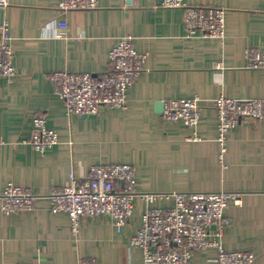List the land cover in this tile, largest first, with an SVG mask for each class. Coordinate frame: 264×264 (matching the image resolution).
<instances>
[{"label": "crops", "instance_id": "0c3cea01", "mask_svg": "<svg viewBox=\"0 0 264 264\" xmlns=\"http://www.w3.org/2000/svg\"><path fill=\"white\" fill-rule=\"evenodd\" d=\"M162 0H98L88 9L59 8L60 0H7L0 5V38L8 36L15 74L0 76V192L8 182L39 197L32 208H0V264H143L130 238L149 206L168 207L172 197L148 203L136 197L130 220L117 231L108 216L81 217L77 232L65 211L51 207L53 186L80 178L92 164L130 163L137 189L148 192H242L230 204L220 243L250 250L252 264H264V121L247 119L226 131L220 162L218 95L264 99V68L246 65V49H264V0H184L225 8L222 38L186 34L185 10ZM6 24V30H3ZM131 37L143 54V68L122 108L101 106L97 114L68 113L55 92V70L101 74L110 66L116 41ZM198 96L195 127L167 121L155 104ZM41 112L57 142L41 152L29 139ZM216 247L194 252L193 264H216Z\"/></svg>", "mask_w": 264, "mask_h": 264}, {"label": "built area", "instance_id": "2783aa9c", "mask_svg": "<svg viewBox=\"0 0 264 264\" xmlns=\"http://www.w3.org/2000/svg\"><path fill=\"white\" fill-rule=\"evenodd\" d=\"M7 0H0L6 5ZM168 8L185 10L186 34L222 38L225 29V8L220 5L189 4L184 0H162ZM98 6V0H60L59 8L88 9ZM6 30V24H3ZM8 36L0 38V76L15 74L13 50ZM246 65L264 68V49H246ZM145 54L138 52L131 37L119 38L109 51L110 66L101 74L88 71L55 70L50 80L55 92L63 100L68 113L97 114L101 106L124 107L126 93L143 68ZM198 96L170 98L164 101L163 117L167 121H181L195 127L200 118ZM217 111L219 160L224 165L226 131L247 119L264 121V99H236L218 95L212 100ZM34 130L29 142L44 152L58 140V134L46 124L39 112L33 118ZM135 168L130 163L92 164L80 178L71 174L69 181L50 188L47 196L51 207L65 211L70 228L77 232L81 217L108 216L120 231L132 215L134 200L139 197L149 204L159 197H172L168 207L149 206L130 238V244L142 250L143 264H193L195 251L216 247V264H252L255 254L250 250L224 249L220 243L228 218L230 204L242 203V192L234 190L148 192L137 189ZM39 195L29 187L8 182L0 192V208L4 212L32 208ZM21 264V263H18ZM79 264H96L93 258H82Z\"/></svg>", "mask_w": 264, "mask_h": 264}, {"label": "water", "instance_id": "95a60500", "mask_svg": "<svg viewBox=\"0 0 264 264\" xmlns=\"http://www.w3.org/2000/svg\"><path fill=\"white\" fill-rule=\"evenodd\" d=\"M155 106H156V110H157L158 112L163 111L164 101H159V102H157V103L155 104Z\"/></svg>", "mask_w": 264, "mask_h": 264}]
</instances>
